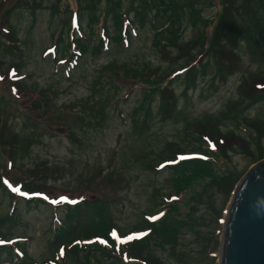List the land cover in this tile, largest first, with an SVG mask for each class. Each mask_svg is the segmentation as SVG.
<instances>
[{
  "label": "rangeland",
  "instance_id": "rangeland-1",
  "mask_svg": "<svg viewBox=\"0 0 264 264\" xmlns=\"http://www.w3.org/2000/svg\"><path fill=\"white\" fill-rule=\"evenodd\" d=\"M190 1L202 8L196 27ZM234 2L245 35L236 40L234 67L218 69L214 53L192 43L217 33L223 8L216 0H165L173 10L166 15L157 0H0V241L12 252L2 264H76L67 256L74 248L82 264H117L82 249L105 231L125 250L130 236L151 229V219L155 227L169 223L164 235L156 229L148 238L145 255L159 264H218L231 197L214 187L201 194L211 177L205 167L177 193L181 180L163 160L178 149H207L195 127L210 121L227 149L220 158L208 153L217 158L210 164L215 176L235 172L241 180L255 165L257 146L264 149V98L250 99L247 84L264 77V9L255 0ZM139 5L148 15L142 25L132 13ZM114 13L121 15L117 26ZM253 13L258 25L247 28ZM118 34L121 45L113 40ZM79 35L89 48L71 58ZM197 62L205 64L193 65L188 82L186 66ZM163 89L175 97L170 114L161 107ZM25 188L42 192V203H32ZM86 203L75 236L53 242L66 208Z\"/></svg>",
  "mask_w": 264,
  "mask_h": 264
},
{
  "label": "trees",
  "instance_id": "trees-1",
  "mask_svg": "<svg viewBox=\"0 0 264 264\" xmlns=\"http://www.w3.org/2000/svg\"><path fill=\"white\" fill-rule=\"evenodd\" d=\"M79 1V0H77ZM158 1V6H157V10L160 11V13L166 15L170 10H172L171 3H165V0H157ZM219 3H221L222 5V13L219 16V21H218V25H217V33L212 34L211 38L207 41V43H205V40L203 41V39L200 41L198 40H193L192 43L194 45H196L197 50L200 52L205 51V53L207 52H212L213 57H214V61H215V65L216 68L220 69H226L229 68L231 69V66L234 67L233 61L235 60V53H234V49L236 47V40L237 38H239L241 35H245V32L242 33V29L238 28V25L235 21L236 17H241L240 15H238L240 13V11H238V8L235 6V2L234 0H216ZM241 3L243 2V0H239ZM257 1V3L261 4V7L264 9V0H255ZM191 2V4H190ZM188 4V9L190 11V20L192 25L196 27V25L199 23L200 21V13L202 8L199 7V2L197 1H190ZM234 5V8H233ZM134 7V11L132 12L134 14L135 20L138 22V25H142L144 24V21L146 20V18L148 17L147 15V11L145 10V7L142 8L141 5H139V7ZM117 10V9H116ZM173 11V10H172ZM172 11L167 15V20L171 19V13ZM115 12V10L113 11ZM118 13V11L116 12ZM114 13L113 15V20L115 22V26L118 25L119 21H121V15L120 14H116ZM236 16V17H235ZM252 16L255 17V21L252 23H249L246 27L248 28V26L251 25V29L256 27L258 25L257 22V18H256V13H253ZM126 17V16H125ZM118 22V23H117ZM225 33V37L224 35H221V33ZM120 31V30H119ZM118 31V32H119ZM170 32V29L169 31ZM81 38L76 39L75 41H71L70 43V47H69V56L72 58L75 56V58H79V55H84L87 53L88 50V45L87 43L85 44V41L83 40V36L79 35ZM126 36V32H124L122 34V37ZM171 36V40H170V45L176 47L177 45V38L174 35H170ZM58 38H62L61 37V33L59 35ZM121 35L118 34V39H114L113 40L121 45ZM72 44V45H71ZM226 44L228 46H230V49L226 48ZM205 45H206V49H205ZM158 46H160V43L158 44ZM178 46V45H177ZM185 47H188L189 45L186 44L184 45ZM72 47V48H71ZM105 47V38L102 35L99 39L98 44L94 47L93 51L100 53V51ZM196 47L192 48L195 49ZM165 49V46H162L160 48L161 52H163ZM205 49V50H204ZM202 59V58H201ZM199 62L195 63V64H189L186 66V71H188V82L193 83L194 78L193 76L196 74L195 70H194V66L197 65H204L205 63H200ZM194 65V66H193ZM193 71V72H192ZM221 73V72H220ZM252 82L253 84L249 87V90L251 91L249 93V98L252 100H256V99H262L264 98V88H260L257 87V85L259 84H264V77H253L251 79H249L247 81V84L249 85L248 82ZM247 85V86H248ZM243 87L244 84L242 83V86L240 88L239 91V96L241 97V99L246 100V94L243 93ZM166 94H168V96H166ZM263 94V95H260ZM260 96V97H259ZM160 98L162 99V106L164 107L163 109L167 110L168 113L170 114L174 109V102H175V97L173 92L167 90L165 91L164 89L160 92ZM172 101V102H171ZM172 103V106H170V104ZM168 107L170 109H168ZM197 129V133H195L196 135V140H198L199 142H201L200 140H202V142H206L209 144V147H203V148H207V149H202V147L197 151V152H191V153H183V151H178L173 154L175 155L173 157L167 158L165 161L164 165H166L167 168H169L171 171L176 173V176L180 178V182L178 183V191L177 193L184 189L185 187H187L190 182L193 179H200L201 177L204 176V167L208 170L211 171V177L210 181L208 182L209 184H207L204 189L203 192L201 193L202 195L206 194V192L211 189L212 187L217 188L220 190L221 193L226 194L227 197H231L232 192L234 191L235 186L238 184V182L240 181V177L241 175L235 173V172H227L223 175H214V171L211 168L210 164L212 163V165L214 164V162L216 161L217 158L210 156L209 154H212L215 152V154L218 155V157H223L226 156V151L227 149H223L222 147L219 146V144H223L224 143V138L220 137L218 139V143L215 140V136L218 135V137L220 136L218 133L217 128L215 127V124L210 121L206 126H202L200 125L199 127H195ZM232 134V133H231ZM231 134H228V136H231ZM227 136V135H226ZM224 136V137H226ZM238 139L237 137L233 138ZM237 146H240V144L237 142ZM173 147V146H171ZM231 149V148H229ZM207 151V153H206ZM257 154H258V158H256L254 160V164L264 160V149L262 147L257 146ZM209 153V154H208ZM188 155L189 157L187 158H182V156ZM181 157V158H180ZM219 157V158H220ZM180 158V159H179ZM201 164H204L203 166ZM201 167V168H199ZM181 169H186L188 171V174L186 175L185 178L181 177ZM219 176V177H218ZM217 177V178H216ZM26 187L28 188H32L34 187L33 184L31 185H27ZM36 187V185H35ZM25 191H27L31 196L30 198H32V203H38L40 202L39 199H36L39 197V195L42 194V192L38 191V190H27V188H25ZM201 194H199V196L197 198L201 197ZM42 203V202H40ZM89 206V204L86 203V205L84 206V208H79L78 205L74 206V207H67L65 211V219H66V224L64 223L61 227V229L59 230L58 234L53 238V242H63L66 239L71 240L74 236H75V230L77 228V225L79 224V220L82 218V216L84 215V211L86 210L85 208H87ZM151 223V229L150 230H146L145 232H143L142 234H140L139 236L136 235H132L130 236L132 239H128L126 241V248L125 250H123V247L119 244H115L114 240L109 241V238L107 237V235H105V231L102 232V234H98V236H96V241H95V245L93 247L92 246H86L79 249L82 250H86L87 252H98L100 253L102 256H104V258L106 260H111V261H115L117 260L118 263L117 264H159L158 261H156V258H152L149 257L147 255L144 254V250L147 248V242H148V238L153 234V232L158 229L157 231L164 235L165 231H166V224L169 222H161L158 226L155 227L156 224H154V222H156L154 219L150 220ZM158 223L160 221H157ZM108 232V230H107ZM90 237V236H88ZM88 237H86L85 239H87ZM100 238H104L105 239V245L102 246L98 240ZM93 240V239H91ZM91 240L87 241L90 242ZM107 240V241H106ZM5 241L3 239H1L0 241V264L3 255H5L6 253H9L12 256V252H5V250H7L8 248H6L7 246H4ZM143 250V252H142ZM139 251V252H138ZM78 249L74 248L72 249L69 253H67V256H71L74 260L76 264H82L79 262L78 260ZM142 252V253H141ZM54 264L55 263V259L53 260Z\"/></svg>",
  "mask_w": 264,
  "mask_h": 264
},
{
  "label": "water",
  "instance_id": "water-1",
  "mask_svg": "<svg viewBox=\"0 0 264 264\" xmlns=\"http://www.w3.org/2000/svg\"><path fill=\"white\" fill-rule=\"evenodd\" d=\"M218 264H264V160L235 186L224 218Z\"/></svg>",
  "mask_w": 264,
  "mask_h": 264
},
{
  "label": "snow or ice",
  "instance_id": "snow-or-ice-1",
  "mask_svg": "<svg viewBox=\"0 0 264 264\" xmlns=\"http://www.w3.org/2000/svg\"><path fill=\"white\" fill-rule=\"evenodd\" d=\"M257 87L264 88V84H259V85H257ZM129 239H132V238L129 237Z\"/></svg>",
  "mask_w": 264,
  "mask_h": 264
}]
</instances>
